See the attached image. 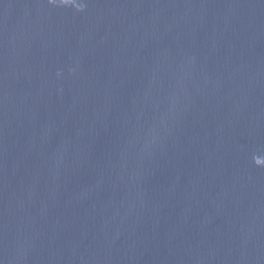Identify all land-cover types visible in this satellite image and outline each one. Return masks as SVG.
Listing matches in <instances>:
<instances>
[{"label":"water","instance_id":"water-1","mask_svg":"<svg viewBox=\"0 0 264 264\" xmlns=\"http://www.w3.org/2000/svg\"><path fill=\"white\" fill-rule=\"evenodd\" d=\"M0 264H264V0H0Z\"/></svg>","mask_w":264,"mask_h":264}]
</instances>
